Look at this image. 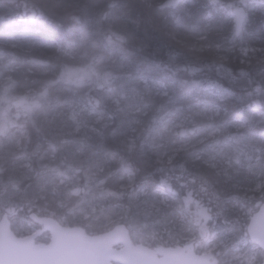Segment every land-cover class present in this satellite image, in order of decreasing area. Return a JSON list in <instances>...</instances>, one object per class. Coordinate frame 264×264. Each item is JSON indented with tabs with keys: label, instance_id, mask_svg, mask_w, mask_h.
Wrapping results in <instances>:
<instances>
[{
	"label": "trees",
	"instance_id": "16d2710c",
	"mask_svg": "<svg viewBox=\"0 0 264 264\" xmlns=\"http://www.w3.org/2000/svg\"><path fill=\"white\" fill-rule=\"evenodd\" d=\"M263 51L264 0H0V215L215 233L219 264H261Z\"/></svg>",
	"mask_w": 264,
	"mask_h": 264
},
{
	"label": "water",
	"instance_id": "95a60500",
	"mask_svg": "<svg viewBox=\"0 0 264 264\" xmlns=\"http://www.w3.org/2000/svg\"><path fill=\"white\" fill-rule=\"evenodd\" d=\"M12 212L13 208L6 207L0 217V264H218L214 251L199 252L193 242L156 247L135 243L124 222L91 233L82 225H66L53 216L33 212L30 216L39 228L20 235L12 229ZM200 214L209 217L204 209ZM44 231L50 233V239L38 240ZM247 233L264 250V201L250 217ZM120 244L123 246L117 248Z\"/></svg>",
	"mask_w": 264,
	"mask_h": 264
},
{
	"label": "rangeland",
	"instance_id": "374dc122",
	"mask_svg": "<svg viewBox=\"0 0 264 264\" xmlns=\"http://www.w3.org/2000/svg\"><path fill=\"white\" fill-rule=\"evenodd\" d=\"M199 46H201V45H199ZM256 51H258V49L255 48V47H251V46L243 47L244 55H249L252 52L256 53ZM261 56L264 57V51L261 53ZM205 110H208V108H206ZM76 114H77L76 112L72 113V115H71L72 118L75 119L76 118ZM261 184H262V182L259 183V185H261ZM167 197H168L167 191L166 190L161 191L160 200L161 201H167V199H168ZM200 209H204V208H199V213H200ZM204 210L207 211L206 209H204ZM3 213L0 215V217H2ZM207 213H208V211H207ZM200 216H201V221H200L201 222V226H200V228H201V235H202L201 238H204L205 237L204 231L206 229H208V223L205 222V218L201 214H200ZM39 226L40 225L38 223H36V225L33 226L27 233L35 232L39 228ZM128 227L130 229V232L134 235V237L132 238L134 242H143V243H146L147 245L153 246V247H156L159 244L179 245L181 243H185V242H181L180 243V242H177V241H175L173 243L170 242L169 238L165 237V235H164L165 232H160V233L154 232L153 234H150L147 237V235L139 234L136 230H134V232H133L132 229H131V226L128 225ZM40 237L43 240H48L50 238V234H49V232L44 231ZM216 237H217V235L215 233H213L210 237H207L205 245H204V248L201 251H214V252L216 251L217 253H219V251L217 250L218 246H219V243L216 241ZM188 242H193L195 247L197 245V241L195 239L188 240L187 243ZM255 248H256V245L250 246V247H248L246 245L242 246V247L236 249V257H240L246 250L250 249L251 252H252V257L250 259H248L247 264H256L255 263V258H256L257 250ZM230 264H240V262L239 263L238 262L237 263L232 262Z\"/></svg>",
	"mask_w": 264,
	"mask_h": 264
},
{
	"label": "flooded vegetation",
	"instance_id": "af4514ba",
	"mask_svg": "<svg viewBox=\"0 0 264 264\" xmlns=\"http://www.w3.org/2000/svg\"><path fill=\"white\" fill-rule=\"evenodd\" d=\"M131 235H132V238L134 237V235L131 233ZM201 237H202V235H201ZM193 241V240H192ZM135 243H138V242H135ZM185 243H187V242H185ZM185 243H181V244H179V245H184ZM146 244V243H145ZM159 245H161V244H159ZM162 245H165V244H162ZM166 245H173V244H166ZM123 246V244H120V245H117V248H121ZM158 246V245H157ZM174 246H177V245H174ZM195 249L197 250V251H199V252H202L198 247H195ZM214 253H216V251L214 252ZM216 255V254H215ZM217 256V255H216ZM218 264H219V258H218Z\"/></svg>",
	"mask_w": 264,
	"mask_h": 264
}]
</instances>
